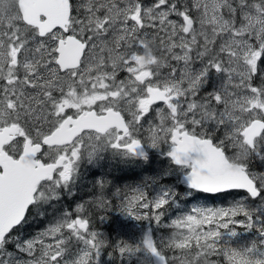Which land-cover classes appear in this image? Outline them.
<instances>
[{"label":"snow or ice","instance_id":"1","mask_svg":"<svg viewBox=\"0 0 264 264\" xmlns=\"http://www.w3.org/2000/svg\"><path fill=\"white\" fill-rule=\"evenodd\" d=\"M157 154L168 167L154 175L118 187L105 173L81 195L89 168L135 173ZM117 210L138 239L98 230ZM106 251L264 264V0H0V264Z\"/></svg>","mask_w":264,"mask_h":264},{"label":"rangeland","instance_id":"2","mask_svg":"<svg viewBox=\"0 0 264 264\" xmlns=\"http://www.w3.org/2000/svg\"><path fill=\"white\" fill-rule=\"evenodd\" d=\"M155 159H156V165H158L157 167L159 169L168 167V163L167 162L165 163L164 158L159 156V154H157L155 156ZM140 172L142 175L143 171L141 169H140ZM171 177H174L176 179V181H178L176 176H171ZM172 179L173 178H169V180H172ZM114 183L118 187H123L124 185L130 184V183H118L116 181ZM166 184L175 185V184L170 183V182H168ZM181 185L183 188L181 190H179L177 187L178 191H183L185 189V186L183 184H181ZM234 198L235 199L239 198V194L237 192H234V193H232V195H228V196H217L215 199L209 198V199L205 200L204 198H201V199H199L200 201L199 200H190L189 203L182 204V207L185 209H187V208L190 209L191 207H193L195 205H200V204H206L207 206H212V207L227 206L228 204L233 202ZM220 201H224V202H220ZM172 215H173V218H175L176 214L173 213ZM107 216H108V219L106 221H104L103 223L97 221L99 231L103 232L108 237H110V235H112V234H115V233L119 234L121 232L120 239H124V240H128V241H132V240L139 238L140 231L136 227L138 222L126 219L123 215H121L119 213L118 210L107 213ZM45 220H46L45 217L37 216L36 219L30 223V226H28L26 228V234L34 233L35 231H37L39 228H41L44 225ZM238 230L243 232V229H238ZM173 231H174L173 229H158L157 235L158 236L163 235L164 233H168L171 235V233ZM254 238H255V236L253 233L244 232V234L239 238V241L240 242H248ZM102 262H103V264H120V262L119 263L114 262L113 259H109L108 257L105 258V256L102 257ZM123 264H127V261L123 262ZM132 264H136V261L134 259L132 261Z\"/></svg>","mask_w":264,"mask_h":264},{"label":"trees","instance_id":"3","mask_svg":"<svg viewBox=\"0 0 264 264\" xmlns=\"http://www.w3.org/2000/svg\"><path fill=\"white\" fill-rule=\"evenodd\" d=\"M158 158V157H157ZM156 158V159H157ZM156 159H153V162L150 166H148V168L146 170H152L154 168V165L156 163ZM106 166V167H105ZM104 167H100V168H89L87 170L86 173V179L84 181V183L86 185H88V187L84 188L81 192V195H84L85 192H89L91 190V182L93 180L96 179H100L102 176H104L105 173H108V179L113 180L114 182H118V183H137L139 182L140 178L142 175H144V173L140 172V169H135V173L128 171V170H121V167H114L112 166L110 163L105 164ZM158 166V165H157ZM93 173H96V175H93ZM141 175V176H140ZM88 198V197H85ZM52 213V209H48V215H51ZM36 219V217H34L33 221ZM165 235V234H163ZM121 236V232L119 234L115 233L110 235V239L112 241H116L118 239H120ZM167 236V235H165ZM110 251V250H109ZM105 258H109V256L107 255V251L104 254ZM115 262V260H114Z\"/></svg>","mask_w":264,"mask_h":264}]
</instances>
